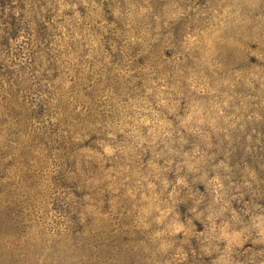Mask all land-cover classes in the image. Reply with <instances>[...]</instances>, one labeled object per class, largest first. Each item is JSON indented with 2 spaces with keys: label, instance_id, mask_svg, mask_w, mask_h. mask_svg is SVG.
I'll list each match as a JSON object with an SVG mask.
<instances>
[{
  "label": "rangeland",
  "instance_id": "obj_1",
  "mask_svg": "<svg viewBox=\"0 0 264 264\" xmlns=\"http://www.w3.org/2000/svg\"><path fill=\"white\" fill-rule=\"evenodd\" d=\"M0 264H264V0H0Z\"/></svg>",
  "mask_w": 264,
  "mask_h": 264
}]
</instances>
